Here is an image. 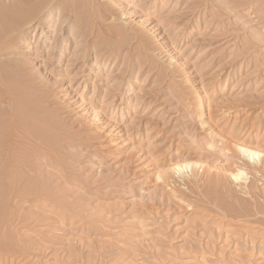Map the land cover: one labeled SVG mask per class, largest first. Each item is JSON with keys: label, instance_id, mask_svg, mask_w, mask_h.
<instances>
[{"label": "rangeland", "instance_id": "374dc122", "mask_svg": "<svg viewBox=\"0 0 264 264\" xmlns=\"http://www.w3.org/2000/svg\"><path fill=\"white\" fill-rule=\"evenodd\" d=\"M29 1L0 0V123L25 129L42 115L61 136L48 135L61 146L48 155L64 178L49 168L48 187L64 200L3 205L0 264H264V226L246 218L264 219V197L250 194L264 193V0H75L74 23L55 15L43 29ZM200 100L223 119L199 113ZM185 161L197 167L178 177Z\"/></svg>", "mask_w": 264, "mask_h": 264}, {"label": "bare ground", "instance_id": "6f19581e", "mask_svg": "<svg viewBox=\"0 0 264 264\" xmlns=\"http://www.w3.org/2000/svg\"><path fill=\"white\" fill-rule=\"evenodd\" d=\"M99 1V0H98ZM77 2H78V0H77ZM29 3H31V6L30 7H35V4H36V7H38V8H40V9H42V11L44 12V17L43 18H41V19H37V28L36 29H43L44 28V25H46L47 24V22H51L50 20H52V18H54V16L55 15H57V16H60V15H67L69 18H70V20H72V23H74V21H73V19L75 18L76 19V16H75V13L78 11V7H77V5H76V2H75V0H30L29 1ZM78 4V3H77ZM105 7L106 6H108L107 5V3L106 4H103ZM80 6V5H79ZM107 9V8H106ZM102 11V10H101ZM103 12V11H102ZM78 14V13H77ZM76 14V15H77ZM103 15V14H102ZM105 15H106V13H105ZM80 17H81V15H79ZM79 17V18H80ZM68 18V19H69ZM72 18V19H71ZM55 19V18H54ZM57 19V18H56ZM81 19H83V18H81ZM86 19V18H85ZM81 21V20H80ZM83 21H85V20H83ZM53 22V21H52ZM76 22V21H75ZM78 23V22H77ZM56 24H58L57 22L56 23H53V25H56ZM80 24V23H79ZM78 25V24H77ZM77 28V27H76ZM56 30V29H55ZM119 31V30H118ZM117 31V32H118ZM54 32V31H53ZM80 32V31H79ZM83 33V32H82ZM112 33L113 34H115V31L114 30H112ZM119 33V32H118ZM118 33H116L115 35L116 36H120V33L118 34ZM58 35V34H57ZM57 35H55V37H54V43H53V46H52V48L50 49L51 51V54H54L55 53V51H56V49L58 50L59 49V47L62 45V43H61V41L59 40V38H58V36ZM88 36L89 35H87L86 36V38H88ZM109 37V36H108ZM74 38H75V40H76V38H77V36H74ZM116 38V37H115ZM106 40V39H105ZM113 40H115V39H113ZM108 41V40H107ZM104 42V41H103ZM105 43H108V42H106L105 41ZM110 44V43H109ZM102 45V44H101ZM108 45V44H107ZM110 51V50H109ZM112 54V53H111ZM19 101V100H18ZM15 104H16V101H15ZM196 104H197V106H198V111H200L199 113H206V115H207V117L210 119V120H212V121H215V120H218V121H220L221 119H223V118H221L220 117V114H218L217 116H215L217 113H218V111H215V110H213L212 108H209V109H203V111H202V108H203V101L202 100H200V101H198V102H196ZM195 104V105H196ZM20 104L18 103V106H19ZM24 108V107H23ZM27 109V107H25V110ZM28 109H29V107H28ZM38 109V108H37ZM45 109V108H44ZM47 109V108H46ZM24 110V109H23ZM32 110V109H31ZM36 110V109H35ZM43 110V109H42ZM40 111V112H45L46 110H43V111ZM33 111V110H32ZM49 111V110H48ZM47 112V111H46ZM21 113L23 114V111L22 110H20V109H18V107H14V114H13V116L14 117H16L15 119H17L20 115H21ZM50 113V112H49ZM31 114H32V112H31ZM34 114H35V111H34ZM33 114V115H34ZM39 114H41V113H39ZM38 114V115H39ZM35 116H37V115H35ZM39 116H41V117H39V118H42V119H40V120H37V122H33L32 123V119L30 118V120H31V123L32 124H30V122H29V127H27V125L28 124H26L25 126V129L24 128H22L21 126L23 125H21V122H19L20 120H18V124H19V126H20V128H22V129H18V127H16V125H14L13 127H10V126H6V125H4L5 124V122H3V124H1L0 123V197H2V200H0V201H2L3 203H2V205H1V207L4 205H10V209L11 208H13V209H24V207L25 206H23L22 208H20L21 207V205H23L24 203H27V204H30L31 202H34V204H36V205H41L42 206V208L43 209H45L44 208V206H45V204H48L49 202H56V201H61L62 202V200H60V198L61 199H63L62 197H63V195H61V192H59L58 190H57V188H56V190H54V192L56 191V193L58 192V193H60V195H61V197H59L58 196V193L56 194V193H54L50 188H52V187H48V186H50L49 185V179H51V178H53L52 176L51 177H49L50 176V173H51V171H50V173H49V168H51V169H55V171L57 172V173H59V171H60V173H59V178H60V180H62V177L64 178V175L62 174V172H63V170H64V167H62V165H63V163H61V164H59V163H57V164H52V160H51V158L49 157V152L52 150V148H51V150H50V147H52V146H50V142L52 141L51 140V138H49V137H54L53 136V134L51 135V133L49 134L48 132H51L50 131V129H52V131L53 130H55L52 126H50L46 121H44L43 120V117H42V115H39ZM43 116H44V114H43ZM249 116V115H248ZM26 117H33V116H25V117H23L24 119L23 120H25V118ZM47 117V116H46ZM51 117V116H50ZM47 120H48V118H46ZM45 119V120H46ZM26 120H27V118H26ZM28 120H29V118H28ZM29 120V121H30ZM51 120H53V119H50V120H48V122L49 121H51ZM6 121V120H5ZM15 121V120H14ZM13 121V122H14ZM55 121V120H54ZM7 122H9V121H7ZM6 122V123H7ZM24 122V121H23ZM22 122V123H23ZM27 122V121H26ZM52 122V121H51ZM51 122H49V123H51ZM225 122V121H224ZM28 123V122H27ZM34 123H35V125H34ZM60 123V122H59ZM235 123H239V122H237V120H235ZM14 124H16V123H14ZM52 124V123H51ZM54 125H56L55 123H53ZM52 124V125H53ZM9 125V124H8ZM64 125V124H63ZM60 126V125H59ZM57 127H58V124H57ZM48 128H49V130H48ZM62 129V128H61ZM65 128L63 127V130H64ZM60 131H62V130H60ZM65 131V130H64ZM54 132V131H53ZM52 132V133H53ZM54 133H56V132H54ZM64 134H67V133H65V132H63ZM57 134V133H56ZM48 135H49V137H48ZM51 135V136H50ZM60 135V134H59ZM55 137H57V138H55ZM54 138H55V141H56V139H58L57 141H59V138L61 137H59V136H55ZM59 137V138H58ZM62 137H63V135H62ZM65 138V137H64ZM62 139V138H61ZM61 139H60V141H61ZM6 140H7V142H10L9 143V145L6 143V147L3 145L5 142H6ZM62 140H64V139H62ZM65 140H66V138H65ZM5 141V142H4ZM62 143L64 142V141H61ZM60 142V143H61ZM247 142V141H246ZM55 142H54V140H53V144H54ZM52 144V143H51ZM7 145H8V147H7ZM56 145H58L59 146V142H58V144H56ZM56 145H54V146H56ZM54 146H53V148H54ZM59 147H61V146H59ZM58 147H56V149H57ZM49 150V151H48ZM54 151V150H53ZM53 151H51V152H53ZM55 153V152H54ZM53 153V154H54ZM239 153L241 154H249V155H255V154H257V155H260L262 152L260 151V152H258L257 150H253L252 148H250L249 146H247V144H242V145H240V147H239ZM51 154V153H50ZM241 154V155H242ZM57 155V154H56ZM52 156V155H51ZM245 156V155H244ZM53 158L55 157V156H52ZM1 158H3V160L1 159ZM60 158V157H59ZM59 158H57V160L59 161ZM55 161V160H54ZM53 161V162H54ZM197 163H193V162H190V161H185V162H183L182 164H178V165H176V166H174L173 167V173L175 174V175H178V177H180L181 175H183L184 176V174H185V172H186V170H188V168H190L191 166L193 167V166H195V167H197V165H196ZM263 165H264V155H263V160L261 161V168L263 167ZM258 166H259V164H258ZM194 168V167H193ZM256 170V172H260L261 171V169L259 168V167H257V166H255L254 167ZM50 169V170H51ZM57 169V170H56ZM243 168H240V167H238V166H236L235 167V171H232L231 172V174H230V176H231V178H233V180L236 182H240L241 183V181H242V178H243V170H242ZM48 170V171H47ZM53 172V171H52ZM54 174V173H53ZM199 174V173H198ZM198 174H194L195 176H194V178L193 179H191V181H190V183H192L194 186H197V187H200V186H203L204 184H202L201 185V182L203 181H201V178H199L198 179ZM49 175V176H48ZM52 175V174H51ZM57 175V174H56ZM174 175V176H175ZM174 176H172V177H174ZM169 174H164V175H162V174H160L159 175V177L158 178H160V179H162V182L164 183V184H167V185H170V184H174V186H175V184L177 185V183L179 184V180H176V181H174L175 179L174 178H172ZM218 177V179L215 177V176H210V182H211V184L209 185V186H211V185H214V187H216V189H217V187H218V185H219V183L221 182V180H223V178L222 179H220L222 176L221 175H218L217 176ZM175 178H176V176H175ZM183 178V177H182ZM203 183V182H202ZM181 184V183H180ZM180 184L179 185H177V186H179L178 187V190L176 191V193H175V196L178 198V197H182V199H187L188 197H184V194H181V193H184V192H180L179 190H180ZM185 185V184H184ZM176 186V187H177ZM176 187H173V188H176ZM181 187H182V185H181ZM247 188V187H246ZM54 189V188H53ZM59 189V188H58ZM177 189V188H176ZM183 190H185V189H183ZM183 190H181V191H183ZM230 190V189H229ZM247 190V189H246ZM249 190V189H248ZM251 190V189H250ZM253 190V189H252ZM250 191V194H252L253 196H256L257 194L258 195H260L261 197H264V193L262 194L261 192H260V194H259V191L258 192H256L255 190H253V191ZM61 191V190H60ZM247 193V192H246ZM194 197L195 198H197V201H200V202H208V200H209V198L205 195V194H201V193H197V192H195L194 191ZM249 194V192L247 193V195ZM229 197H227V196ZM226 197L228 198V200L230 199V201H233L234 203L233 204H237V206H243L241 209H242V212L244 213L245 212V214H247L248 213V210L250 209V208H248V206L246 205V199H244V200H246V201H244V200H242L240 197H238L237 195H236V193H235V191L234 190H231V191H226ZM193 197V196H192ZM225 197V198H226ZM226 198V199H227ZM66 199V198H65ZM179 199V198H178ZM64 200V199H63ZM219 201V200H218ZM61 202H59V204H57L58 206L61 204ZM214 202V201H213ZM221 202V201H220ZM1 203V202H0ZM215 204H217V205H221V206H223V202L222 203H219V202H214ZM224 203H225V199H224ZM228 203H229V201H227V206H229L228 205ZM232 202H230V204H231ZM249 203V202H248ZM32 205H33V203H32ZM35 205V206H36ZM56 205V206H57ZM225 205H226V203H225ZM234 206V205H233ZM7 207V206H6ZM6 207H5V209H6ZM17 207H19V208H17ZM37 207V206H36ZM40 207V206H39ZM38 207V208H39ZM59 207H62V208H64V204H61V206H59ZM220 207V206H219ZM230 207V206H229ZM236 207V206H235ZM250 207V206H249ZM223 208V207H222ZM222 208H220L222 211L221 212H218L219 214V216H226V215H228V214H226V213H228V211H225L224 209H222ZM228 207H226V209H227ZM233 208V207H232ZM8 209V208H7ZM6 209V210H7ZM9 209V210H10ZM12 209V210H13ZM2 210H4L3 209V207H2V209L0 208V220H3L4 221V218H6L5 216L6 215H8V213L6 214L5 212L3 213L2 212ZM46 210V209H45ZM219 210V209H218ZM258 210V209H257ZM5 211V210H4ZM262 211V210H261ZM261 211H259L258 210V213H260ZM8 212V211H7ZM11 211H9V213H10ZM60 212V211H59ZM62 212V211H61ZM210 212L211 213H213L214 214V212H213V209H211L210 210ZM216 212V211H215ZM253 212H254V210H253ZM20 213H21V210H20ZM20 213H18L19 214V216L18 217H20ZM6 214V215H5ZM57 214V213H56ZM63 214H64V212H63ZM217 214V213H216ZM226 214V215H225ZM231 214V213H230ZM15 214H13V216H14ZM58 215V214H57ZM59 215L61 216L62 215V213H59ZM58 215V216H59ZM9 216H12V213H10V215ZM9 216H7L8 218L6 219V220H8V219H10V217ZM22 217H23V215H22ZM21 217V218H22ZM233 217H235V216H233ZM237 217V216H236ZM244 218L245 216H240V218ZM21 218H20V220H21ZM238 218V217H237ZM246 218L252 223V224H258V225H261V226H264V219H262V218H257V217H255L253 214H247L246 215ZM236 219V218H235ZM16 220V218L15 219H13V221H15ZM17 220H18V218H17ZM10 221V220H9ZM8 221V223H10ZM1 222V221H0ZM17 222V221H16ZM7 222H6V227H7V224H8ZM2 224H3V222H2ZM11 224H14L15 225V223L14 222H11ZM5 225L3 224V227H5ZM0 226H2V225H0ZM2 227V228H3ZM9 227H10V225H9ZM12 227H13V225H12ZM8 228V227H7ZM7 228L4 230V232H8V234L9 233H11V229L10 230H8L7 231ZM11 228V227H10ZM1 230V229H0ZM260 231H259V233L260 232H262V233H260V234H264V229H259ZM10 231V232H9ZM1 233V232H0ZM7 234V233H6ZM12 234H13V231H12ZM11 234V235H12ZM9 236V235H8ZM264 236V235H263Z\"/></svg>", "mask_w": 264, "mask_h": 264}]
</instances>
